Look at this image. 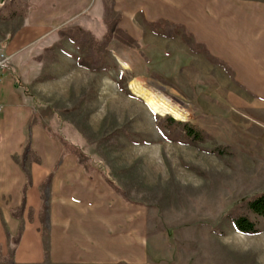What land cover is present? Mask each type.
Segmentation results:
<instances>
[{"label": "crops", "instance_id": "1", "mask_svg": "<svg viewBox=\"0 0 264 264\" xmlns=\"http://www.w3.org/2000/svg\"><path fill=\"white\" fill-rule=\"evenodd\" d=\"M113 12L115 28L140 49L114 39L119 45L152 65L183 56L176 74L184 88L198 91L203 66L215 67L210 56L264 110V0H113ZM97 19L105 21L101 37L81 26ZM168 24L176 25L172 37ZM107 26L104 0H0V51L10 58L0 77V256L11 254L13 264H206L160 249L146 207L116 193L101 173L88 175L77 154L33 121L14 81L31 50L34 65L77 54L89 70L91 59L59 32L101 39Z\"/></svg>", "mask_w": 264, "mask_h": 264}, {"label": "rangeland", "instance_id": "2", "mask_svg": "<svg viewBox=\"0 0 264 264\" xmlns=\"http://www.w3.org/2000/svg\"><path fill=\"white\" fill-rule=\"evenodd\" d=\"M104 23L81 26L101 37ZM108 50L107 69L98 73L80 66L77 54L69 62L34 65L37 50H31L28 63L12 75L34 109L33 121L84 165L90 159L100 164L126 199L145 206L150 236L163 238V251L175 249L189 262L264 264L262 219L248 213L258 235L238 233L229 219L243 201L264 192V110L252 106L254 98L228 79L220 63L209 72L203 66L197 91L178 82L176 71L185 62L180 54L159 56L152 65L114 39ZM155 68L176 81L161 78ZM119 81L133 97L120 90ZM132 86L169 102L181 119L152 113ZM155 115L189 122L204 138L196 146L170 141L158 132Z\"/></svg>", "mask_w": 264, "mask_h": 264}, {"label": "trees", "instance_id": "3", "mask_svg": "<svg viewBox=\"0 0 264 264\" xmlns=\"http://www.w3.org/2000/svg\"><path fill=\"white\" fill-rule=\"evenodd\" d=\"M104 10L105 16L110 21L114 17L113 12V0H104ZM116 20H111L108 23L107 30L101 39L95 38L88 31H77V37L75 36L76 32L67 30L59 32L61 37H67L80 52L85 53L92 61V64L88 65L87 68L91 71L101 72L107 69L104 62L100 63V60L108 55V45L112 39L117 40L119 43L127 46L129 48L140 49V45L128 37L126 33L121 32L115 28ZM176 30V25L168 24L167 25V37H172L173 32ZM186 43L190 44L186 39ZM87 45V46H86ZM86 47V48H85ZM210 62L219 63L218 60L208 56ZM93 64H97L93 65ZM80 66H84L83 62L80 60ZM160 80H163L160 78ZM120 90H122L126 95L133 97L134 95L128 90L124 89L121 86V81H119ZM156 127L158 132L165 137L166 139L178 142L182 145H193L196 146L197 143L201 142L204 138V132L196 128L195 125L189 122H183L173 119L172 117L165 116L163 119H160L158 115L154 116ZM164 123L166 128L170 129V134L166 135L164 132ZM180 134H183V137L180 138ZM27 148V147H26ZM214 154L220 155V151H213ZM80 166L86 171L89 175L94 171L101 173L108 185L118 194H121L119 188L116 186L115 182L107 176L103 171V167L90 159L89 165H84L81 161V158L78 157ZM248 213L262 219L264 223V192L256 195L255 197L243 201L238 207L237 210L231 215L229 219L234 227V229L241 234L245 235H258L260 233L257 228L256 223L250 219ZM17 241V240H16ZM11 254L6 256H0V264H7L6 262L10 261Z\"/></svg>", "mask_w": 264, "mask_h": 264}, {"label": "bare ground", "instance_id": "4", "mask_svg": "<svg viewBox=\"0 0 264 264\" xmlns=\"http://www.w3.org/2000/svg\"><path fill=\"white\" fill-rule=\"evenodd\" d=\"M131 89L137 96H142L146 100V104L152 113L159 115L168 113L172 114L176 119H181L180 113L172 110L169 102H167L166 100H157L151 93L145 91L140 87L132 86Z\"/></svg>", "mask_w": 264, "mask_h": 264}, {"label": "built area", "instance_id": "5", "mask_svg": "<svg viewBox=\"0 0 264 264\" xmlns=\"http://www.w3.org/2000/svg\"><path fill=\"white\" fill-rule=\"evenodd\" d=\"M10 58L7 57L4 53L0 51V77L2 75V70L4 69L5 66L9 64ZM1 105H0V113H1Z\"/></svg>", "mask_w": 264, "mask_h": 264}]
</instances>
